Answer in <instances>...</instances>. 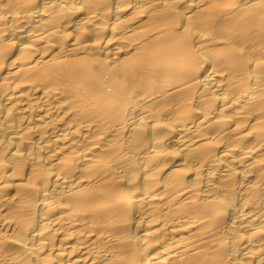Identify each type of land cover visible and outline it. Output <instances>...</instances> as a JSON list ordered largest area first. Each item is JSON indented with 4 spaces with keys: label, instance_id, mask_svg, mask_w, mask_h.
<instances>
[{
    "label": "bare ground",
    "instance_id": "1",
    "mask_svg": "<svg viewBox=\"0 0 264 264\" xmlns=\"http://www.w3.org/2000/svg\"><path fill=\"white\" fill-rule=\"evenodd\" d=\"M0 264H264V0H0Z\"/></svg>",
    "mask_w": 264,
    "mask_h": 264
}]
</instances>
